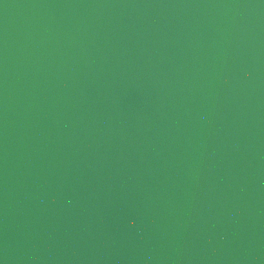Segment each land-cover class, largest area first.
I'll return each instance as SVG.
<instances>
[{
  "label": "water",
  "instance_id": "95a60500",
  "mask_svg": "<svg viewBox=\"0 0 264 264\" xmlns=\"http://www.w3.org/2000/svg\"><path fill=\"white\" fill-rule=\"evenodd\" d=\"M0 264H264V0H0Z\"/></svg>",
  "mask_w": 264,
  "mask_h": 264
}]
</instances>
